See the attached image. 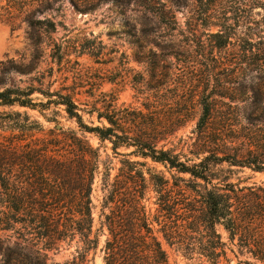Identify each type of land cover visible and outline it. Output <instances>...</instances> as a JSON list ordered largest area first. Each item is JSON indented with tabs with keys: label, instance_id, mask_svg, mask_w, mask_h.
Instances as JSON below:
<instances>
[{
	"label": "trees",
	"instance_id": "obj_1",
	"mask_svg": "<svg viewBox=\"0 0 264 264\" xmlns=\"http://www.w3.org/2000/svg\"><path fill=\"white\" fill-rule=\"evenodd\" d=\"M36 2L45 4L47 10V0ZM215 2L196 0L207 11ZM29 24L47 34L63 26L51 19L29 18ZM212 36L218 49L226 47L230 38L222 31ZM58 52L51 56L56 62L61 60ZM257 54L253 72L261 82L264 50L257 49L253 55ZM50 88L48 84L46 90L16 87L0 91V107L38 109L47 123L54 124L46 129L26 112L0 113L3 264L20 260L46 264L48 253L62 242L76 244L75 264L86 263L98 247V235L92 231L91 194L100 175L106 192L103 210H107L103 213L107 231L104 264H168L162 242L200 264H231L230 255L264 264V186L241 187L239 179L232 180L235 170L264 174L261 83L249 87L246 101L234 106L218 107L209 101L211 93L198 101L196 138L187 155L158 147L181 121L160 123L152 112L108 105L104 111H90L99 123L94 126L84 121L64 87ZM35 93L45 101L35 102ZM51 108L52 117L43 115ZM60 116L73 121L78 130L64 128ZM84 133L110 144L113 155L124 158L112 180L111 163L101 161L99 150L88 143ZM155 165L162 166L168 177ZM149 193L154 194L153 210L147 206ZM219 229L227 235V242Z\"/></svg>",
	"mask_w": 264,
	"mask_h": 264
},
{
	"label": "rangeland",
	"instance_id": "obj_2",
	"mask_svg": "<svg viewBox=\"0 0 264 264\" xmlns=\"http://www.w3.org/2000/svg\"><path fill=\"white\" fill-rule=\"evenodd\" d=\"M47 5L46 10L36 0H0V91L16 87L46 90L48 84L51 91L64 87L84 121L94 126L99 123L90 111H104L108 105L152 112L160 123L181 121L158 147L187 155L196 138L198 101L211 93L209 101L218 107L234 106L246 101L249 87L264 86V77L259 82L253 72L260 57L253 53L264 50V0H216L208 11L196 0H47ZM207 16L213 19L209 21ZM29 18L51 19L63 26L47 34L33 29ZM218 31L230 35L221 49L215 47L217 39L212 36ZM58 49L61 60L56 62L51 56ZM32 98L45 101L36 93ZM10 111L26 112L46 129L54 127L38 109L0 107V113ZM52 111L43 115L50 118ZM58 118L64 128L78 130L73 121ZM83 136L99 150L104 164L111 163L112 180L124 158L113 155L110 144L100 143L91 134ZM154 167L168 177L162 166ZM102 177L96 178L91 194L92 231L98 235V247L84 264H104L107 231L103 213L107 210H103ZM237 179L241 187L264 186L263 173L235 170L232 180ZM147 197V206L153 210L154 194ZM219 232L227 242L225 232ZM75 246L74 242L60 243L48 253L46 264H75ZM162 247L168 264H200L163 242ZM230 259L231 264H260L246 256L230 255Z\"/></svg>",
	"mask_w": 264,
	"mask_h": 264
}]
</instances>
